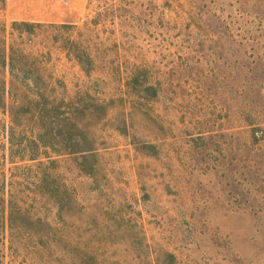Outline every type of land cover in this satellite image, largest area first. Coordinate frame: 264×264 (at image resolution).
Wrapping results in <instances>:
<instances>
[{"label": "rangeland", "instance_id": "1", "mask_svg": "<svg viewBox=\"0 0 264 264\" xmlns=\"http://www.w3.org/2000/svg\"><path fill=\"white\" fill-rule=\"evenodd\" d=\"M2 37L0 264H264V0H0Z\"/></svg>", "mask_w": 264, "mask_h": 264}, {"label": "trees", "instance_id": "2", "mask_svg": "<svg viewBox=\"0 0 264 264\" xmlns=\"http://www.w3.org/2000/svg\"><path fill=\"white\" fill-rule=\"evenodd\" d=\"M48 25L49 26H53L54 28H56V25L53 24V23H49ZM68 25H70V24L61 23L60 26H68ZM36 26L40 28L42 25L39 22H30V21H12L11 22V27L12 28L18 29L21 32L24 31L25 33L33 32V29ZM24 54H26V53L24 51L21 52V50H19V48H17L14 44H12V43L7 44L4 37H2L0 39V64L1 65H5V64L10 65L12 63V59L13 58L14 59L18 58V57H20V56H22ZM33 59H34V56H33ZM33 67H34V65H33ZM31 80H33V79H31ZM33 82H35V81H33ZM10 84L11 83L9 81L8 82L9 91H10ZM24 86L26 88H24ZM3 87H4V83H3ZM22 87L24 88V90H21V92L20 91H14L13 93L10 92V97L13 96L12 94H16V92H17L16 97H18V95L20 97V96H22V94H24V96H29L30 93L28 92L29 91L28 85L25 84ZM4 89H5V87H4ZM27 92H28V94H27ZM33 93L35 94V97L34 98L33 97L28 98V102L29 103L32 102L33 106L34 105L35 106H37V105L46 106L45 99L47 100V97L45 96V93H43V92L42 93H37V94L35 92H33ZM36 95L38 96V100H36ZM48 106H51L49 108L53 109V107H56L58 105H55L54 103L50 102V103H48Z\"/></svg>", "mask_w": 264, "mask_h": 264}]
</instances>
